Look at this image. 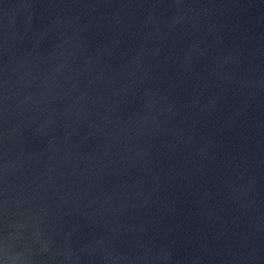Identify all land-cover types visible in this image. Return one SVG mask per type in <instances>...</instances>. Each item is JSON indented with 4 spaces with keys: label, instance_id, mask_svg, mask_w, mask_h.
Masks as SVG:
<instances>
[{
    "label": "water",
    "instance_id": "water-1",
    "mask_svg": "<svg viewBox=\"0 0 264 264\" xmlns=\"http://www.w3.org/2000/svg\"><path fill=\"white\" fill-rule=\"evenodd\" d=\"M0 264H264V0H0Z\"/></svg>",
    "mask_w": 264,
    "mask_h": 264
}]
</instances>
